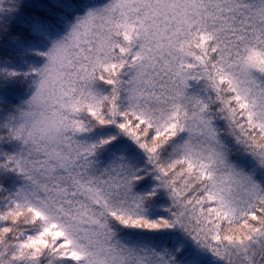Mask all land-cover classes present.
<instances>
[{
	"label": "snow or ice",
	"instance_id": "1",
	"mask_svg": "<svg viewBox=\"0 0 264 264\" xmlns=\"http://www.w3.org/2000/svg\"><path fill=\"white\" fill-rule=\"evenodd\" d=\"M0 264H264V0H0Z\"/></svg>",
	"mask_w": 264,
	"mask_h": 264
}]
</instances>
